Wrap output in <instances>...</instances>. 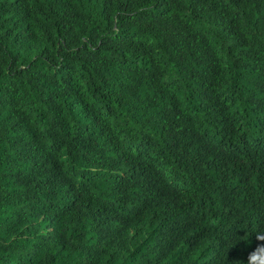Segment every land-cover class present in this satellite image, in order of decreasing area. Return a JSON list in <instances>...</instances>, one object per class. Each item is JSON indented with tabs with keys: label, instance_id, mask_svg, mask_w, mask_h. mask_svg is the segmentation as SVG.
I'll return each instance as SVG.
<instances>
[{
	"label": "trees",
	"instance_id": "1",
	"mask_svg": "<svg viewBox=\"0 0 264 264\" xmlns=\"http://www.w3.org/2000/svg\"><path fill=\"white\" fill-rule=\"evenodd\" d=\"M264 0H0V264H260Z\"/></svg>",
	"mask_w": 264,
	"mask_h": 264
},
{
	"label": "clouds",
	"instance_id": "2",
	"mask_svg": "<svg viewBox=\"0 0 264 264\" xmlns=\"http://www.w3.org/2000/svg\"><path fill=\"white\" fill-rule=\"evenodd\" d=\"M250 260H259L260 264H264V256H255L253 253L249 255Z\"/></svg>",
	"mask_w": 264,
	"mask_h": 264
}]
</instances>
